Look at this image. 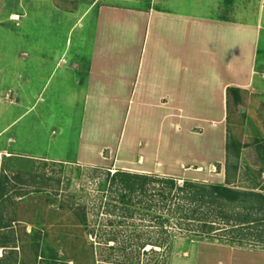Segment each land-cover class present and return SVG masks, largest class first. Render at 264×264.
Here are the masks:
<instances>
[{
  "label": "rangeland",
  "instance_id": "1",
  "mask_svg": "<svg viewBox=\"0 0 264 264\" xmlns=\"http://www.w3.org/2000/svg\"><path fill=\"white\" fill-rule=\"evenodd\" d=\"M213 1L0 0V264H264V134L245 123V94L230 95L227 163L175 177L227 183L243 193L234 202L186 216L136 194L125 212L106 176L116 169L74 160L98 6L202 12ZM181 213L219 225L200 229Z\"/></svg>",
  "mask_w": 264,
  "mask_h": 264
},
{
  "label": "crops",
  "instance_id": "2",
  "mask_svg": "<svg viewBox=\"0 0 264 264\" xmlns=\"http://www.w3.org/2000/svg\"><path fill=\"white\" fill-rule=\"evenodd\" d=\"M228 1L202 12L98 6L75 163L173 177L222 167L228 89L245 94V123L264 134V0Z\"/></svg>",
  "mask_w": 264,
  "mask_h": 264
},
{
  "label": "trees",
  "instance_id": "3",
  "mask_svg": "<svg viewBox=\"0 0 264 264\" xmlns=\"http://www.w3.org/2000/svg\"><path fill=\"white\" fill-rule=\"evenodd\" d=\"M238 90L228 89L227 95L233 94L235 98L239 99ZM230 145L227 142V159L226 163L229 160L228 150ZM109 183L117 189V197L123 211H129L128 206L132 205L135 195L138 194L142 199L137 201V203H144L143 200H147V206H151L154 202V206L157 208L164 209L165 207H173L176 211H185V215L195 214L194 210H191L198 205H203V203L214 204L215 201L221 199L224 201L234 202L239 199L243 194L240 191L229 187L226 184H207L203 182H194L190 180H179L175 177L170 176H161L157 174H146V173H132L129 171H123L116 169L112 171L107 169L106 173ZM153 185L152 187H150ZM106 186L105 182H102L101 188ZM147 194L148 192H151ZM251 194V193H249ZM150 199V200H149ZM144 200V201H145ZM194 204V205H193ZM188 205V209L185 207ZM196 208H198L196 206ZM124 213V212H123ZM182 214V213H181ZM183 215V214H182ZM181 215V216H182ZM207 216V215H205ZM219 214L215 219L221 220ZM119 218V217H118ZM158 218L162 221H159V227L162 228L165 219H162L161 215H158ZM184 220H191L190 223L200 224V229L213 228L211 226L219 225L217 221H206L203 219H191L187 217H181ZM181 219V220H183ZM235 229V228H234ZM162 230V229H161ZM196 233H205L204 230L195 231ZM210 232V231H208ZM206 232V233H208ZM112 242L116 241V237L112 236V239H109ZM150 247L151 244H150ZM152 249V248H150Z\"/></svg>",
  "mask_w": 264,
  "mask_h": 264
}]
</instances>
